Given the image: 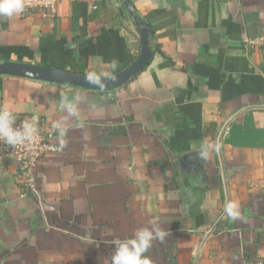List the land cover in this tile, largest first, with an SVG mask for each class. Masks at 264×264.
<instances>
[{
	"label": "crops",
	"instance_id": "1",
	"mask_svg": "<svg viewBox=\"0 0 264 264\" xmlns=\"http://www.w3.org/2000/svg\"><path fill=\"white\" fill-rule=\"evenodd\" d=\"M131 2L154 56L126 85L0 75L16 122L66 120L64 146L37 168L40 198L0 157V264H110L116 242L150 223L168 233L154 264L264 259V0ZM139 31L120 0H60L55 17L0 16V62L112 75L139 55ZM73 95L68 117L61 97ZM202 142L220 145L204 161ZM232 200L239 219L224 212Z\"/></svg>",
	"mask_w": 264,
	"mask_h": 264
},
{
	"label": "clouds",
	"instance_id": "2",
	"mask_svg": "<svg viewBox=\"0 0 264 264\" xmlns=\"http://www.w3.org/2000/svg\"><path fill=\"white\" fill-rule=\"evenodd\" d=\"M26 7V0H0V16L12 18L21 14ZM112 68L117 67L116 61L112 62ZM89 83L103 86L101 77L91 74L87 77ZM82 98L78 95L61 97L62 106L65 108L68 117L79 115L78 108ZM36 118L25 119L19 126L16 124V115L8 107H0V142L16 147L26 142H31L37 133ZM53 128L59 132L60 146H64L65 121H56ZM220 145L215 142H202L196 146L194 152L200 160H207L210 155L219 150ZM225 214L231 219L241 218V205L238 200L226 203ZM167 231L159 223H150L149 226L138 228L130 237H125L116 242L113 253L110 256V264H154L148 253L155 241L163 243Z\"/></svg>",
	"mask_w": 264,
	"mask_h": 264
},
{
	"label": "water",
	"instance_id": "3",
	"mask_svg": "<svg viewBox=\"0 0 264 264\" xmlns=\"http://www.w3.org/2000/svg\"><path fill=\"white\" fill-rule=\"evenodd\" d=\"M120 1L125 5L136 24L140 26L141 50L139 55L124 69L112 75H99L103 83L102 87L89 83L87 77L91 74L88 73L75 72L51 65L11 60L0 62V75H12L49 83L67 84L100 92L112 91L126 85L133 77L141 73L149 65L154 56V50L150 44L153 29L149 22L138 15L131 0Z\"/></svg>",
	"mask_w": 264,
	"mask_h": 264
},
{
	"label": "built area",
	"instance_id": "4",
	"mask_svg": "<svg viewBox=\"0 0 264 264\" xmlns=\"http://www.w3.org/2000/svg\"><path fill=\"white\" fill-rule=\"evenodd\" d=\"M59 3L60 0H26L23 13H39L43 17H55L59 12ZM33 117L36 118L37 125V133L33 140L16 147L0 142V157L17 166L22 194L27 196L32 192L40 198L37 168L46 153L58 151L61 146L57 130L52 126L47 127L37 115L23 118L16 124L19 126L25 119L31 120ZM241 264H264V259L250 257L244 259Z\"/></svg>",
	"mask_w": 264,
	"mask_h": 264
},
{
	"label": "trees",
	"instance_id": "5",
	"mask_svg": "<svg viewBox=\"0 0 264 264\" xmlns=\"http://www.w3.org/2000/svg\"><path fill=\"white\" fill-rule=\"evenodd\" d=\"M71 71H74V70H71ZM75 72H77V71H75Z\"/></svg>",
	"mask_w": 264,
	"mask_h": 264
}]
</instances>
